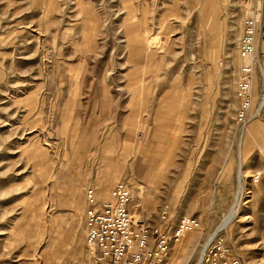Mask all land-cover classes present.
<instances>
[{"label": "rangeland", "instance_id": "374dc122", "mask_svg": "<svg viewBox=\"0 0 264 264\" xmlns=\"http://www.w3.org/2000/svg\"><path fill=\"white\" fill-rule=\"evenodd\" d=\"M261 8L0 0V264H91L86 190L103 202L119 180L150 227L199 221L165 264H196L218 232L229 257L264 264V27L245 127L236 95L244 20Z\"/></svg>", "mask_w": 264, "mask_h": 264}, {"label": "built area", "instance_id": "2783aa9c", "mask_svg": "<svg viewBox=\"0 0 264 264\" xmlns=\"http://www.w3.org/2000/svg\"><path fill=\"white\" fill-rule=\"evenodd\" d=\"M264 27V11L256 10L244 20L243 32L238 41V53L247 60L240 67L236 95L239 99L237 122L245 127L252 118L253 82L255 62L258 55L257 36ZM259 176L255 177L258 181ZM89 206L86 212V242L91 255V264H165L173 239H178L186 230L199 225L193 217L183 218L173 234L149 226L144 217L135 216L131 209L132 185L119 180L109 193V199L100 201L96 189L86 190ZM168 218L167 206L161 210L160 219ZM230 249L224 239L217 235L206 247L196 264H240L237 257H229Z\"/></svg>", "mask_w": 264, "mask_h": 264}, {"label": "bare ground", "instance_id": "6f19581e", "mask_svg": "<svg viewBox=\"0 0 264 264\" xmlns=\"http://www.w3.org/2000/svg\"><path fill=\"white\" fill-rule=\"evenodd\" d=\"M257 44H258V42H257ZM241 145V144H240ZM240 169L241 168H239V171H240ZM241 177H242V172L239 174V185H238V193L239 194H241L242 193V191H243V183H242V181H241ZM243 194V193H242ZM237 202V201H236ZM238 203V202H237ZM237 203H234L233 205H237ZM236 205H235V207H233V209L231 210V212L227 215V216H225V218L222 220V222L220 223V225L218 226V231L219 230H223V229H225L227 226H228V224L231 222V220L234 218V216H235V213H236V210H237V207H236ZM216 233V232H215ZM219 233V232H218ZM218 233H216L215 234V236L212 238V240L218 235ZM212 235V234H211ZM211 239H210V242L212 241ZM209 242V241H208ZM209 242V243H210ZM208 245V244H207ZM204 247L205 248H203L202 249V251H201V253H204V251H205V249H206V247L207 246H205L204 245ZM203 255V254H202ZM202 255H200V257L202 256ZM200 259V258H199Z\"/></svg>", "mask_w": 264, "mask_h": 264}]
</instances>
